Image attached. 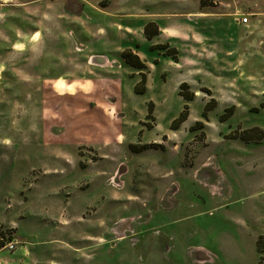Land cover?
I'll return each instance as SVG.
<instances>
[{
  "label": "rangeland",
  "instance_id": "rangeland-1",
  "mask_svg": "<svg viewBox=\"0 0 264 264\" xmlns=\"http://www.w3.org/2000/svg\"><path fill=\"white\" fill-rule=\"evenodd\" d=\"M172 1L0 0V224L24 264H264V22L244 42L201 19L230 60L127 44Z\"/></svg>",
  "mask_w": 264,
  "mask_h": 264
},
{
  "label": "crops",
  "instance_id": "crops-1",
  "mask_svg": "<svg viewBox=\"0 0 264 264\" xmlns=\"http://www.w3.org/2000/svg\"><path fill=\"white\" fill-rule=\"evenodd\" d=\"M178 1L180 2V4H182L181 6L178 5L180 9L161 11V15H163V18L161 17V19L150 16L145 17V19L143 20H139L136 24H129L128 22H124V24H122V27L124 28L123 32L131 36V41H127V44L134 42V39L132 38L134 37L136 42L138 43V48L145 52H147V49L151 50L152 47L154 48L156 45L164 43L171 45V47H174L178 52L180 51V47L178 45L185 44L189 45L188 52L190 53L188 54H191V59H195V54H199V47H197V44L199 43V40H202L203 42L206 41L205 43L209 47L215 46L217 48V51L211 52L212 54L209 55L210 57L208 56V59L210 58L211 60L215 61V59L219 57V59L221 60H230L232 58L236 59V57H232L234 49L224 43V41L220 37H213L210 33L206 35L203 34V36H206V38L201 36L199 25L201 19H213L214 27L224 25L227 30L236 33L240 38V41L243 40L244 42H248V33L258 29L259 25L257 22H264V0H261L260 2H258V0ZM172 2L174 1L165 0V7L170 6L171 9H177L172 6ZM108 11L121 12L118 11V9ZM134 14L141 15L143 13L135 10ZM152 14L153 13H151L150 15ZM242 15H247V23L240 22L239 19ZM190 17L198 18V24L195 25V23L191 22L192 20H187ZM149 22L154 23L155 27L158 29V34L152 36L150 39L147 38L144 34V26ZM260 31L263 32L262 29ZM124 43L126 44L125 41ZM126 48H131V46L127 45ZM219 49L221 50V52H219ZM165 58H156V62H159V65H163L164 62L169 64V62L172 61L168 58ZM179 62L180 60H176V62L173 61L171 70L180 71L181 69H177ZM144 63L149 69H151V60H146V62ZM190 67L192 70H195L196 73L199 72L200 68L198 65L192 63ZM27 254L28 252L24 246H17L12 254H10L8 250L1 248L0 264H24L25 260L23 258Z\"/></svg>",
  "mask_w": 264,
  "mask_h": 264
},
{
  "label": "trees",
  "instance_id": "trees-1",
  "mask_svg": "<svg viewBox=\"0 0 264 264\" xmlns=\"http://www.w3.org/2000/svg\"><path fill=\"white\" fill-rule=\"evenodd\" d=\"M202 1V0H201ZM144 34H145V36L147 37V38H151L152 36H154V35H156V34H158V29L155 27V24L154 23H152V22H149V23H147L145 26H144ZM155 48H158V49H160V50H164V49H166L167 48V45H163V44H161V45H156L155 46ZM169 51H171V53L169 52ZM177 53V50L174 48V47H171L170 49H167V52L164 54L165 56H169V57H173V55L174 54H176ZM122 57L124 58V60H125V62H127L129 65H131V66H133V67H135V68H143L144 67V65H143V63L139 60V57H138V55H136V54H133L132 52H131V50H126V51H124L123 53H122ZM175 59V58H174ZM176 60V59H175ZM145 74L144 73H142L141 74V82H142V87L140 88V89H138V88H135V90H136V92L137 93H140V94H142V93H144V91H145V86H144V84H145ZM187 85H186V83H181L180 84V88H179V95L180 96H182L184 99H186V100H191L192 99V96H193V94L192 93H185V91H184V88L186 87ZM184 108H186V106H184ZM205 108H208V105H206V107ZM232 113V108H227L226 109V115L225 116H228L229 114H231ZM186 115H187V113H186V109L185 110H183L181 113H180V115L178 116V118L174 121V122H182L183 120H185V118H186ZM173 122V123H174ZM244 132H246V131H244ZM241 137V136H240Z\"/></svg>",
  "mask_w": 264,
  "mask_h": 264
},
{
  "label": "built area",
  "instance_id": "built-area-1",
  "mask_svg": "<svg viewBox=\"0 0 264 264\" xmlns=\"http://www.w3.org/2000/svg\"><path fill=\"white\" fill-rule=\"evenodd\" d=\"M239 20L242 23H247L248 17L247 15H242ZM5 237L9 240L5 239ZM18 241L19 239L17 238L15 228L13 226L3 227V225L0 224V249L7 248L13 251Z\"/></svg>",
  "mask_w": 264,
  "mask_h": 264
},
{
  "label": "bare ground",
  "instance_id": "bare-ground-1",
  "mask_svg": "<svg viewBox=\"0 0 264 264\" xmlns=\"http://www.w3.org/2000/svg\"><path fill=\"white\" fill-rule=\"evenodd\" d=\"M57 83H58V85H59L61 82H60V81H58ZM61 86H62V85H61Z\"/></svg>",
  "mask_w": 264,
  "mask_h": 264
}]
</instances>
